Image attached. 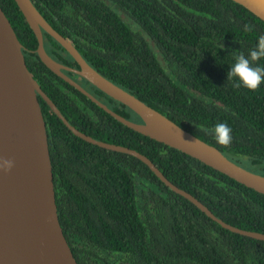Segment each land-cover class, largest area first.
Masks as SVG:
<instances>
[{
	"label": "trees",
	"instance_id": "trees-1",
	"mask_svg": "<svg viewBox=\"0 0 264 264\" xmlns=\"http://www.w3.org/2000/svg\"><path fill=\"white\" fill-rule=\"evenodd\" d=\"M31 1L102 75L229 159L264 174V84L250 91L227 79L234 56L247 55L264 34L257 15L235 0ZM0 7L27 68L71 124L140 151L218 217L264 232L263 193L115 119L39 59L35 35L14 0H0ZM42 38L51 57L78 67L44 30ZM63 71L112 110L140 121L127 105ZM38 102L58 221L77 264H264L263 239L221 226L141 160L78 137L40 96ZM218 122L232 129L227 147L205 131Z\"/></svg>",
	"mask_w": 264,
	"mask_h": 264
},
{
	"label": "water",
	"instance_id": "water-1",
	"mask_svg": "<svg viewBox=\"0 0 264 264\" xmlns=\"http://www.w3.org/2000/svg\"><path fill=\"white\" fill-rule=\"evenodd\" d=\"M235 1L264 21V0ZM14 2L35 35L34 51L51 71L126 126L175 147L264 194V174L249 170L229 159L212 144L182 128L102 75L83 58L67 36L49 24L31 0ZM42 30L51 35L71 55L78 67L61 63L45 51ZM21 46L0 7V158L14 161L10 171H0V264H77L58 221L39 96L73 134L98 146L135 156L145 163L164 185L191 201L221 226L264 240V232L241 228L215 215L193 194L170 181L140 151L95 138L76 128L40 88L25 64ZM63 69L85 78L107 95L127 105L139 116L140 121L128 119L112 110Z\"/></svg>",
	"mask_w": 264,
	"mask_h": 264
},
{
	"label": "clouds",
	"instance_id": "clouds-1",
	"mask_svg": "<svg viewBox=\"0 0 264 264\" xmlns=\"http://www.w3.org/2000/svg\"><path fill=\"white\" fill-rule=\"evenodd\" d=\"M250 25L245 26V31H251ZM264 60V34L257 38V42L251 48L247 55L243 52L236 54L233 63L227 72V79L232 81L234 88H245L250 91H256L261 84H264V64L260 61ZM210 132L218 144L229 146L232 142V129L224 122L216 123L211 129H205ZM14 166L12 159L0 158V171H10Z\"/></svg>",
	"mask_w": 264,
	"mask_h": 264
},
{
	"label": "rangeland",
	"instance_id": "rangeland-1",
	"mask_svg": "<svg viewBox=\"0 0 264 264\" xmlns=\"http://www.w3.org/2000/svg\"><path fill=\"white\" fill-rule=\"evenodd\" d=\"M148 42H151L150 40H148ZM151 46H152V48H153V50L155 49V47H154V44H150ZM156 54H157V52H155ZM158 55V54H157Z\"/></svg>",
	"mask_w": 264,
	"mask_h": 264
}]
</instances>
